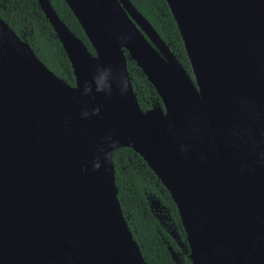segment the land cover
Returning <instances> with one entry per match:
<instances>
[{
    "label": "water",
    "instance_id": "water-1",
    "mask_svg": "<svg viewBox=\"0 0 264 264\" xmlns=\"http://www.w3.org/2000/svg\"><path fill=\"white\" fill-rule=\"evenodd\" d=\"M64 1L94 54L49 0L38 3L68 56L74 85L0 17L7 70L0 78V264H146L117 197L119 147L138 153L168 190L191 264H264V0H166L192 77L130 0H91L110 37L106 72L153 134L108 94L97 45ZM125 51L161 103L141 109ZM158 59L175 66L194 100L206 159L183 158L162 128L167 104L181 107Z\"/></svg>",
    "mask_w": 264,
    "mask_h": 264
},
{
    "label": "trees",
    "instance_id": "trees-1",
    "mask_svg": "<svg viewBox=\"0 0 264 264\" xmlns=\"http://www.w3.org/2000/svg\"><path fill=\"white\" fill-rule=\"evenodd\" d=\"M59 18L94 54L84 30L64 0H49ZM151 23L163 41L192 77L176 22L166 0H130ZM0 17L33 49L36 56L57 76L70 85L75 77L68 56L38 0H0ZM128 75L137 101L143 111L161 103L153 85L125 51ZM115 184L123 215L137 241L146 264H177L168 245L181 264H191L186 234L175 203L168 190L144 159L129 147H119L113 154ZM153 196L167 212L171 235L154 214L149 197Z\"/></svg>",
    "mask_w": 264,
    "mask_h": 264
},
{
    "label": "bare ground",
    "instance_id": "bare-ground-1",
    "mask_svg": "<svg viewBox=\"0 0 264 264\" xmlns=\"http://www.w3.org/2000/svg\"><path fill=\"white\" fill-rule=\"evenodd\" d=\"M73 6V9L84 27L91 34L101 58L103 68L106 72L110 64V55L107 51L109 35L101 25L95 6L91 0H67ZM163 74L171 86L172 93L176 96V104L181 108L176 111L174 106L168 105V115L162 122V128L167 132L170 142L183 158L190 162L207 158L208 143L207 136L203 129L201 117L197 111L194 100L184 86L179 71L173 67L167 66L158 59ZM174 68V69H172ZM176 69V70H175ZM107 73L108 94L117 100L127 113L144 131L154 133V126L149 120L139 114L132 103L131 98L125 97L119 92L113 79ZM7 76V70L4 62L0 61V78ZM180 76V77H179ZM204 102V99H203Z\"/></svg>",
    "mask_w": 264,
    "mask_h": 264
},
{
    "label": "rangeland",
    "instance_id": "rangeland-1",
    "mask_svg": "<svg viewBox=\"0 0 264 264\" xmlns=\"http://www.w3.org/2000/svg\"><path fill=\"white\" fill-rule=\"evenodd\" d=\"M149 201H150V206L152 208V211L154 212V214L163 222V225L168 228V230H171V225L169 223V217L167 216V212L164 211L163 206H161L157 200L154 199L153 196L149 197ZM171 235L177 239L176 235L173 233V231L171 230ZM170 246V245H168ZM171 247V246H170ZM179 258V257H177ZM179 262V259H178Z\"/></svg>",
    "mask_w": 264,
    "mask_h": 264
},
{
    "label": "clouds",
    "instance_id": "clouds-1",
    "mask_svg": "<svg viewBox=\"0 0 264 264\" xmlns=\"http://www.w3.org/2000/svg\"><path fill=\"white\" fill-rule=\"evenodd\" d=\"M86 88L90 90V85H86ZM102 90H103V89L98 85V87H97V91H102ZM95 111L98 112L99 109H96ZM95 167H96V168H99V167H100L99 163H97V164L95 165Z\"/></svg>",
    "mask_w": 264,
    "mask_h": 264
}]
</instances>
